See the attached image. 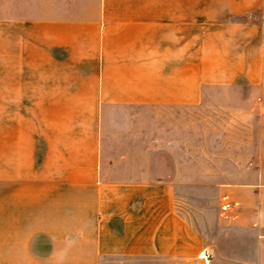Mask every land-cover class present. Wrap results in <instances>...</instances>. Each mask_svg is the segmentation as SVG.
<instances>
[{
	"label": "crops",
	"instance_id": "obj_1",
	"mask_svg": "<svg viewBox=\"0 0 264 264\" xmlns=\"http://www.w3.org/2000/svg\"><path fill=\"white\" fill-rule=\"evenodd\" d=\"M220 5L1 0L0 264H264V120L253 178L220 181L235 204L211 217L185 194L190 152L109 150L112 113L189 111L212 87L261 92L264 116V0Z\"/></svg>",
	"mask_w": 264,
	"mask_h": 264
},
{
	"label": "rangeland",
	"instance_id": "obj_2",
	"mask_svg": "<svg viewBox=\"0 0 264 264\" xmlns=\"http://www.w3.org/2000/svg\"><path fill=\"white\" fill-rule=\"evenodd\" d=\"M223 0H191L192 19L210 17L220 11ZM1 3V0H0ZM218 3V7H216ZM13 4V0H11ZM246 17V14L244 16ZM249 17V16H248ZM264 20V10L250 15ZM234 86L228 91L212 87L202 102L189 111L151 113L149 110H132L112 113L108 130L110 151L115 157L121 152L172 150L191 153L192 191L185 193L195 214L198 206H206L208 217L213 207L222 209L227 198L219 192L218 183L253 177L243 173L254 166L256 146L263 132L264 116L261 92ZM250 90V89H249ZM159 148V149H158ZM164 148V149H161ZM234 156V176L228 174ZM202 159H199V158ZM118 162V161H116ZM136 165L137 160L124 161ZM206 173V174H205ZM203 186V190H195ZM103 264H166L151 257H108Z\"/></svg>",
	"mask_w": 264,
	"mask_h": 264
},
{
	"label": "built area",
	"instance_id": "obj_3",
	"mask_svg": "<svg viewBox=\"0 0 264 264\" xmlns=\"http://www.w3.org/2000/svg\"><path fill=\"white\" fill-rule=\"evenodd\" d=\"M234 204L235 201L227 199L222 203V208L227 209L229 207H232ZM198 257L201 258L203 261L208 262L212 258V254L207 248H202L198 253Z\"/></svg>",
	"mask_w": 264,
	"mask_h": 264
}]
</instances>
